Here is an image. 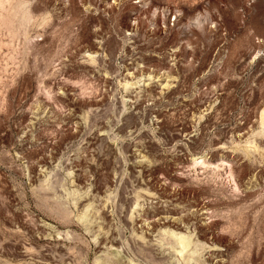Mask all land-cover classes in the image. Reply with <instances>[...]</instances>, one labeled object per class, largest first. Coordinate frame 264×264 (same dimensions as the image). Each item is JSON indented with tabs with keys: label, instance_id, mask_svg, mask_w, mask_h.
<instances>
[{
	"label": "rangeland",
	"instance_id": "obj_1",
	"mask_svg": "<svg viewBox=\"0 0 264 264\" xmlns=\"http://www.w3.org/2000/svg\"><path fill=\"white\" fill-rule=\"evenodd\" d=\"M263 115L264 0H0V264H264Z\"/></svg>",
	"mask_w": 264,
	"mask_h": 264
},
{
	"label": "bare ground",
	"instance_id": "obj_2",
	"mask_svg": "<svg viewBox=\"0 0 264 264\" xmlns=\"http://www.w3.org/2000/svg\"><path fill=\"white\" fill-rule=\"evenodd\" d=\"M263 116H264V115H263ZM263 116H262V117H263ZM199 160H200V159H196L195 162H197V161H199ZM201 162H202V161H201ZM201 162L199 161V163H201ZM197 164H198V163H197ZM202 164H203V163H202ZM204 166H205V164H204ZM178 237H179V236H178ZM178 237H177V238H178ZM181 237H182V236H181ZM186 240H188V239H186ZM178 241H179V240H178ZM188 241H189V240H188ZM180 242H181V244H182L183 246L186 245V243H187V242L185 241V239H181ZM188 243H189V242H188ZM187 245H188V244H187ZM113 254H114V252H113Z\"/></svg>",
	"mask_w": 264,
	"mask_h": 264
}]
</instances>
